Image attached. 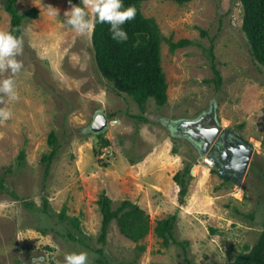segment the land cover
Wrapping results in <instances>:
<instances>
[{"label":"rangeland","instance_id":"rangeland-1","mask_svg":"<svg viewBox=\"0 0 264 264\" xmlns=\"http://www.w3.org/2000/svg\"><path fill=\"white\" fill-rule=\"evenodd\" d=\"M73 5L82 6V0L81 5L67 0L17 3L21 13L36 7L39 16L24 22L23 50L16 57L20 71H0V80L15 81L18 97L13 101L0 93V109L11 111L8 120H0V173L12 168L8 188L19 196L0 191V263L31 264L32 257L42 256L45 264H65L66 254L73 252L87 253L88 264H100L103 257L115 264L231 262L254 245L264 229V66L242 30V2L142 4L165 38L162 60L169 94L165 106L150 98L145 113L99 70L92 10L87 9L93 24L87 32L64 23V13ZM10 27L11 16L0 0V31L9 32ZM184 38L192 43L172 52L169 39ZM214 63L221 86L215 81ZM212 112L230 138L254 148L241 181L233 172L229 177L213 172L217 164L207 162L188 136L174 131L176 122ZM99 113L113 115L104 132L109 146L103 147L102 138L90 130ZM53 130L61 148L46 175L42 157L52 149L48 137ZM23 149L26 159L20 162ZM188 164L189 190L181 203L174 177ZM225 178L231 181L225 183ZM104 192L115 208L131 200L149 214L151 230L144 239L128 238L114 221L106 243L100 242L98 201ZM171 214L178 216L176 238L189 242L187 252L176 243L163 244L154 231L157 221ZM74 216L80 217L84 231H77L78 236L91 249L69 237V229L77 230L71 222Z\"/></svg>","mask_w":264,"mask_h":264},{"label":"trees","instance_id":"trees-1","mask_svg":"<svg viewBox=\"0 0 264 264\" xmlns=\"http://www.w3.org/2000/svg\"><path fill=\"white\" fill-rule=\"evenodd\" d=\"M70 3H79L81 0H67ZM147 0H124V6H132L136 9L135 19L126 22L123 26L127 32L128 39L124 42H117L112 39L108 24L94 22V31L92 41L95 51V59L102 75L111 83L119 92L126 93L138 104L142 113L147 111V103L150 98H154L159 106H165L169 101L168 82L163 68L162 45L164 35L161 31L155 17L146 16L142 9V4ZM174 2L185 4L193 0H172ZM244 8V18L242 30L245 32L250 50L253 56L264 66V0H240ZM18 0H4V8L11 16V27L9 32L24 37L23 25L25 20L36 18L39 16V9L34 7L28 11L21 13L17 8ZM203 34H207L203 31ZM170 41V49L175 52L178 48L185 47L192 43L190 39L184 38L179 41ZM211 56L215 60L214 49L211 48ZM214 70L218 75L215 78L217 85L221 86L222 78L220 70L213 64ZM142 115V114H141ZM113 115H109L111 119ZM141 119H147L145 116H139ZM102 138V146L111 145L110 140L104 138V129L101 132H94ZM51 151L44 154L42 162L45 165V174L48 175L51 166L61 148L58 133L53 130L48 137ZM176 151V150H175ZM26 159V151L23 149L19 155V161ZM192 165L188 164L183 171H179L174 180L179 184V200L184 203L185 197L189 190V178H191ZM7 172L0 173V191L9 192L15 199L19 196L8 188L7 174L12 171L9 167ZM213 172L220 174L217 168L212 169ZM222 175V174H220ZM231 181L225 178V183ZM113 199L107 194L102 193L98 204L102 214V229L100 242L106 243L110 227L114 221L120 227L121 233L136 242L144 239L151 230V219L139 205L131 200H124L120 206H113ZM28 204V203H27ZM30 205V204H28ZM49 205L45 199V206ZM67 207L61 212V220L66 216ZM177 214H171L164 219L157 221L154 228L156 234L163 238V244L167 245L171 242L183 246L187 252L188 241H180L175 236V226L177 222ZM73 226L77 229H69L68 235L74 241L85 244L88 248H92L82 234L83 228L80 223V217H71ZM37 229L43 233L47 230L41 227ZM78 231V234H77ZM138 248L144 250L145 246L139 245ZM99 253H104V248L96 249ZM100 264H115L107 258H99ZM189 264H194L188 259ZM2 264V263H0ZM126 264V263H122ZM209 264H264V229L259 235L257 241L252 246H246V251L237 255L231 262L214 261Z\"/></svg>","mask_w":264,"mask_h":264},{"label":"clouds","instance_id":"clouds-1","mask_svg":"<svg viewBox=\"0 0 264 264\" xmlns=\"http://www.w3.org/2000/svg\"><path fill=\"white\" fill-rule=\"evenodd\" d=\"M53 8V7H52ZM91 9L96 17V22L109 25L112 39L124 42L128 39L127 32L123 26L126 22L135 19L136 9L132 6L125 7L124 0H82V6L73 5L64 13V23L81 33L93 28L89 19ZM50 14L59 15L57 11ZM23 39L13 32L0 31V71H10L15 75L22 68V64L16 59L22 53ZM0 93L6 94L11 100L18 99L15 91V81L9 77L0 80ZM11 111L0 109V120H8ZM31 264H45V258L32 257ZM65 264H88V256L85 252H73L66 254Z\"/></svg>","mask_w":264,"mask_h":264},{"label":"water","instance_id":"water-1","mask_svg":"<svg viewBox=\"0 0 264 264\" xmlns=\"http://www.w3.org/2000/svg\"><path fill=\"white\" fill-rule=\"evenodd\" d=\"M108 123L107 115L99 113L91 128L94 132H101L108 127ZM174 125L175 133H182L194 141L206 161L217 164L220 174L229 177L227 173L233 172L237 180L241 181L250 164L254 148L238 138H230L229 131L220 126L214 112L194 120L184 119Z\"/></svg>","mask_w":264,"mask_h":264}]
</instances>
